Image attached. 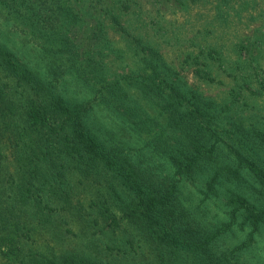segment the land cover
<instances>
[{
  "label": "trees",
  "instance_id": "1",
  "mask_svg": "<svg viewBox=\"0 0 264 264\" xmlns=\"http://www.w3.org/2000/svg\"><path fill=\"white\" fill-rule=\"evenodd\" d=\"M99 1L0 0V264H259L264 126L240 88L111 75L138 1Z\"/></svg>",
  "mask_w": 264,
  "mask_h": 264
},
{
  "label": "rangeland",
  "instance_id": "2",
  "mask_svg": "<svg viewBox=\"0 0 264 264\" xmlns=\"http://www.w3.org/2000/svg\"><path fill=\"white\" fill-rule=\"evenodd\" d=\"M93 1L103 8V1ZM137 1L131 2V10L118 4L108 18L111 52L104 54L110 74H158L160 80L164 74L174 75L182 88L199 89L217 102L240 88L239 103L248 104L244 116L253 117L263 129L264 0ZM217 125L222 130L230 123ZM241 150L258 164L249 148ZM261 247L253 255L264 264Z\"/></svg>",
  "mask_w": 264,
  "mask_h": 264
}]
</instances>
